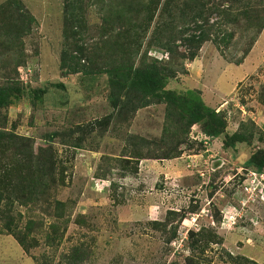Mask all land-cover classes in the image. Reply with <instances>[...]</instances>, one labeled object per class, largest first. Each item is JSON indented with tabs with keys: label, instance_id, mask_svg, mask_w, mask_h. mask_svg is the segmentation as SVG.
Here are the masks:
<instances>
[{
	"label": "rangeland",
	"instance_id": "374dc122",
	"mask_svg": "<svg viewBox=\"0 0 264 264\" xmlns=\"http://www.w3.org/2000/svg\"><path fill=\"white\" fill-rule=\"evenodd\" d=\"M5 1L0 0V5ZM23 2L36 25L25 38L27 60L21 57V48L13 55L0 56V87L18 74L22 91L20 102L0 116V127L15 128L19 135L31 137L36 152L51 150L57 166L65 163L67 182L57 199L68 204L71 216L69 223L60 222L63 239L57 253L44 243L25 253L0 224V264H50V259L57 264L81 241L86 244L81 254L85 264H184L193 252L188 233L200 230L218 236L194 249L195 254L202 252L203 264H236L233 259L242 256L264 264V185L253 196L240 188L246 184L243 173L251 169L245 164L254 153L264 151V30L246 58L245 40L225 53L209 42L199 52L197 63L190 67L191 61H187L186 73L170 80L167 88L182 93L205 85L204 74L211 86L218 81L223 97L208 93L212 88L206 85L205 102L225 113L228 129L218 138H208L199 125L193 126L187 143L175 147L174 153L205 155L208 165L197 169L186 158L180 160L182 179L173 184L162 179L163 187L158 188L159 179L172 173L178 162L158 160L141 175V162L135 173L136 162L112 158L139 150L143 141L134 138L129 142L130 135L147 139L149 145L140 148L143 155H157L160 146L155 142L162 136L165 106L142 109L133 120L129 114L119 117L109 100L107 75L95 71L63 75V3ZM90 19L89 45L95 42L101 23L95 13ZM153 56L163 58L160 52ZM22 59L26 62L18 67ZM239 60L241 65L236 63ZM243 76L241 83H233ZM239 132L246 141L226 146L227 138ZM75 144L81 148L74 149ZM218 160L224 162L223 167L211 171ZM225 200L235 202V207ZM41 207L19 206L12 214L23 229L33 222L32 235L43 240L53 231L49 227L55 219ZM172 211L178 212L176 221L167 220ZM180 216L186 219L182 221ZM156 220L165 221V231L152 226ZM64 226H68L65 234ZM175 230L177 238L173 239Z\"/></svg>",
	"mask_w": 264,
	"mask_h": 264
},
{
	"label": "trees",
	"instance_id": "16d2710c",
	"mask_svg": "<svg viewBox=\"0 0 264 264\" xmlns=\"http://www.w3.org/2000/svg\"><path fill=\"white\" fill-rule=\"evenodd\" d=\"M60 1L64 9L63 75L92 74L93 71L107 75L109 100L119 117L129 114L133 120L141 109L153 105L165 106L162 136L155 142L160 146L159 153L143 155L141 149L149 145L147 139L129 134V142L134 138L143 141L138 144L139 150L112 159L136 162L134 172L138 173L140 162L144 159L172 160L181 157L184 151L174 153V148L187 143L195 125H199L202 134L208 138H218L227 133L225 113L208 106L198 91L182 93L167 87L170 80L186 73L187 61H194L206 43L212 42L220 52L225 53L245 40L247 49L243 58H246L264 30V0ZM92 13L100 18L101 23L97 24L98 39L89 45L87 39H90ZM35 25L36 19L23 0H6L2 3L0 56L13 55L21 48L20 55L27 60L25 38L33 33ZM237 34L240 35L238 39L235 37ZM155 52L162 53L163 58H154ZM25 59L20 64L18 62V67L25 64ZM236 63L241 65L240 60ZM18 81V74L13 75L9 77L7 85L0 87V116L10 106L20 102L22 91L19 90ZM186 92L190 94L186 96ZM245 141L239 132L228 137L225 145ZM60 144L66 145L64 142ZM72 147L81 148L79 144ZM245 165L261 174L264 170V151L254 153ZM66 174L65 163L62 161L57 166L51 150L36 152L31 137L19 135L15 128L0 127V224L25 253H31L43 243L54 253L60 248L63 239L59 233L63 227L60 222L69 223L71 216L67 214L68 204L57 199L61 189L66 186ZM19 206H42L44 212L55 219L49 227L53 231L41 240L32 235L33 222L29 221L24 229L21 228L20 222L16 223L12 214ZM177 213L169 212L167 220L179 217ZM180 218L183 221L186 216ZM152 226L165 231L166 224L165 221L156 220ZM67 228L64 226V234ZM216 237L207 230L198 233L189 231L188 239L192 241L193 252L184 260V264L206 262L202 252L195 254L194 249L200 248L198 245L201 243L216 240ZM172 238H177L176 230ZM85 247L86 244L81 241L57 264H85L81 257ZM233 261L236 264H258L244 256ZM49 262L56 264V260L50 259ZM170 264L183 263L174 261Z\"/></svg>",
	"mask_w": 264,
	"mask_h": 264
},
{
	"label": "crops",
	"instance_id": "0c3cea01",
	"mask_svg": "<svg viewBox=\"0 0 264 264\" xmlns=\"http://www.w3.org/2000/svg\"><path fill=\"white\" fill-rule=\"evenodd\" d=\"M197 62H198V60L195 59L193 62L191 61V64H189V66L192 67V65L195 64V63H197ZM187 71H189L191 74L193 73L192 70L189 69V68H188ZM245 77L246 76H243L239 80L236 79V81L233 82V83H236V82L241 83L245 79ZM207 78H208V76L205 77V74H204L205 85H199L197 83L198 86L197 87H195V86L194 87H191V89H196L201 94V96H202V98H203L204 101H207V97L205 95V91H206L205 87H206V85H208V87H211L212 88V90H209L208 89V93H210L212 91L214 93L213 95H215V93L216 94L219 93V97H223V94H222L221 88L219 87L218 81L216 83L212 84V86H211V84L209 83V81L206 80ZM178 92H180V90H178ZM207 105L215 109V107H213V105H210L209 103H207ZM205 144H207V142H205ZM185 158H186V162H189L190 164L196 166L197 169L200 168V167H202V166L204 167L205 165H208V162H209L207 160V158L205 157V155H186V154H183V157H181V158H176L174 160L173 159L172 160H162V162H159L158 160L144 159V160L141 161L140 173H141V175L143 174L142 171H143L144 168L154 167L156 165V162H159V163H163V162L166 163V161L167 162H174V161L178 162L177 163V166L173 167L172 168L173 170H170V172H172V173H168V174L167 173L166 174L164 173V176L165 177H162L161 179H159L160 184H158V188H162L163 187V184H164L162 182V179H164V181H165L166 184L167 183L173 184L174 181L175 182L176 181L179 182L180 178L182 179V177L180 176V173L178 171H181L182 172V168L181 167L183 166V164L182 165L180 164V160H184ZM218 161H220V160H218ZM222 163H224V162L222 161ZM178 165H180V167H178ZM223 165L221 164L220 168H222ZM188 167H190V166H188ZM171 175H173V176H171ZM225 203L228 204V205H231L233 207H235L234 204H236L235 202H232L231 200H227V201L225 200Z\"/></svg>",
	"mask_w": 264,
	"mask_h": 264
},
{
	"label": "built area",
	"instance_id": "2783aa9c",
	"mask_svg": "<svg viewBox=\"0 0 264 264\" xmlns=\"http://www.w3.org/2000/svg\"><path fill=\"white\" fill-rule=\"evenodd\" d=\"M213 170V169H212ZM214 171V170H213ZM246 184L241 186L242 191L253 196L261 185H264V173H257L253 170H246L243 173Z\"/></svg>",
	"mask_w": 264,
	"mask_h": 264
},
{
	"label": "water",
	"instance_id": "95a60500",
	"mask_svg": "<svg viewBox=\"0 0 264 264\" xmlns=\"http://www.w3.org/2000/svg\"><path fill=\"white\" fill-rule=\"evenodd\" d=\"M221 164H222V161H216V162L213 163V168L214 169L218 168L219 166H221Z\"/></svg>",
	"mask_w": 264,
	"mask_h": 264
},
{
	"label": "clouds",
	"instance_id": "9594fccd",
	"mask_svg": "<svg viewBox=\"0 0 264 264\" xmlns=\"http://www.w3.org/2000/svg\"><path fill=\"white\" fill-rule=\"evenodd\" d=\"M212 169L215 170V169L213 168V166L211 167V171H213ZM250 170H251V169H250Z\"/></svg>",
	"mask_w": 264,
	"mask_h": 264
}]
</instances>
